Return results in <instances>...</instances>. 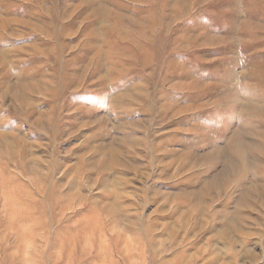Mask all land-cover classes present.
Masks as SVG:
<instances>
[{"label": "rangeland", "instance_id": "1", "mask_svg": "<svg viewBox=\"0 0 264 264\" xmlns=\"http://www.w3.org/2000/svg\"><path fill=\"white\" fill-rule=\"evenodd\" d=\"M0 264H264V0H0Z\"/></svg>", "mask_w": 264, "mask_h": 264}]
</instances>
